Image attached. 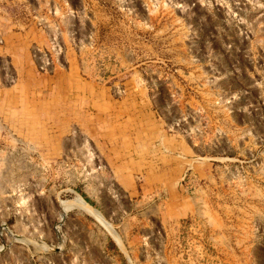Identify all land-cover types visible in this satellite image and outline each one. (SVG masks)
<instances>
[{
	"label": "rangeland",
	"instance_id": "1",
	"mask_svg": "<svg viewBox=\"0 0 264 264\" xmlns=\"http://www.w3.org/2000/svg\"><path fill=\"white\" fill-rule=\"evenodd\" d=\"M0 264H264V0H0Z\"/></svg>",
	"mask_w": 264,
	"mask_h": 264
},
{
	"label": "bare ground",
	"instance_id": "2",
	"mask_svg": "<svg viewBox=\"0 0 264 264\" xmlns=\"http://www.w3.org/2000/svg\"><path fill=\"white\" fill-rule=\"evenodd\" d=\"M79 201H80V200H79ZM81 203H83V202L81 201ZM81 203H80V204H81ZM81 205H82V204H81ZM87 207H89V206H87ZM87 207H86V208H87ZM90 208H91V207H90ZM88 210H89V209H88ZM89 211H90V210H89Z\"/></svg>",
	"mask_w": 264,
	"mask_h": 264
}]
</instances>
